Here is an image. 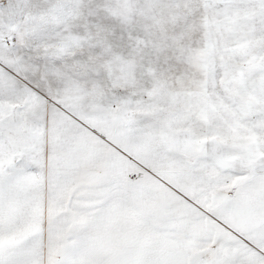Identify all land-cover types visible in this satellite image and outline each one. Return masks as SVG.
I'll return each instance as SVG.
<instances>
[{"label": "snow or ice", "instance_id": "obj_1", "mask_svg": "<svg viewBox=\"0 0 264 264\" xmlns=\"http://www.w3.org/2000/svg\"><path fill=\"white\" fill-rule=\"evenodd\" d=\"M0 264H264V0H0Z\"/></svg>", "mask_w": 264, "mask_h": 264}]
</instances>
